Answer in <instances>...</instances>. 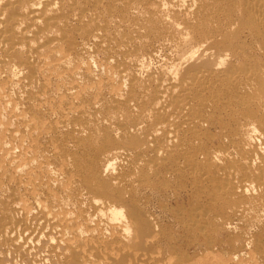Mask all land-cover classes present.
I'll use <instances>...</instances> for the list:
<instances>
[{"label":"bare ground","instance_id":"1","mask_svg":"<svg viewBox=\"0 0 264 264\" xmlns=\"http://www.w3.org/2000/svg\"><path fill=\"white\" fill-rule=\"evenodd\" d=\"M164 7L165 8L167 7V9H165ZM71 13H75V16L77 18V22H79L81 24L86 23V24H84L83 28L86 27L87 24L91 27L93 26L92 28L87 26L88 29L85 28L84 30L77 29V31L76 30H72V31H75L78 33L81 32L82 37L84 36V38H86V42H88L87 44L90 43L89 46L91 45L95 52H103L104 53V52L109 51V53L115 52V53L119 54V56H120V51L122 49L124 51V48H130V49L131 48H133V49L145 48V49H147L148 47H155L156 46L158 48V50L160 48L159 51H161V52L164 51V50H162V48L163 49L166 48L167 50H168V48H169V50H170V48L171 49L173 48V50L174 49L176 50L177 54L175 56L176 59L174 60V62H172V64L169 62L170 65L168 66V68H167V66H165L166 68H164V69H167L166 73H164L162 75H157L156 72L154 74V73H152V71L150 73V72H148L149 70H146V71H143V72H148L146 74L143 73V76H144V74L146 75V76H144L145 77L144 79H141L142 77L138 78L139 76H137V73L134 72L133 70L131 71L129 67H120L119 64L117 63L118 60L120 61V59H117L116 63L118 64V66H116L117 69L114 70L113 74L114 73L115 74L112 76V78L114 77V79H115V77L117 76L118 79L117 78L116 79L119 81V83L121 82L123 84V81H124L127 85H125V83H124L122 86L125 85L128 87V89L127 90L124 89V91L126 93L125 92H124V94L121 93L123 95H120L121 97H119L118 99H115L117 101H116V103L113 101L114 104L111 103V105H110L111 107L107 108L106 110L104 109L105 112H103L104 110L102 109L103 110L102 111L103 116L101 119L99 118L100 120H97L95 118L97 115L94 117L93 114L98 113L99 111H101V109H99L97 107H92L91 111H88L89 112V115H88L87 111H85L86 108H84V109L82 108V110H84V112H86L87 115H85L84 112H82V115H78L80 112L79 113L77 112V116H75V117L73 116V118H72V115H71V118H72L71 119L68 116V113H65V114H67V116L71 120L68 119L69 121L67 120L68 122L61 124V127H59L60 124L58 123L59 126L56 128L54 126L53 122H51V120H53L51 117H54L55 115L54 116L51 115V117H50L51 120L46 122L43 120H39L37 118L36 115H38V114H36V111L33 110L34 112H32V110H31V111H28L26 113L23 110V109H25V107H22L23 108L22 110L26 113V114L24 113L25 115H23V116L28 117V119H29L28 120V126H29L30 130L27 129L28 127L26 128V130H29V133L26 136L30 140L29 142L31 144V147H34V145H37L38 139H39V137H41V135L42 136L47 135L46 136L47 141L51 145L54 146V150H53V152H54L53 157L54 158L52 159V161L55 164L56 163L58 164L59 161L63 162L62 169L64 168V170H63L64 173L66 175H68V174L72 175V177L74 176L76 178V180H72L73 182H71V183H66V185L63 184L64 186L62 188H60V186H59L60 192L58 194L61 193V189L63 191H65V193L67 192V194H68V192H69V194L71 193L72 196H73L72 193L78 192L79 197H77L75 200L80 201L79 204H81L82 206H84V204H85L86 209L88 210L87 213L88 212L90 213V214L89 213L87 214V215H89L88 217H93V219H94V217H97L98 219L100 218L99 220L102 219V221H104V222L106 220V224L111 229L112 234L116 237L114 243L115 244L118 243L119 245L122 244L121 246L118 247V248H120L119 252H121V253L125 250H126V252H127V250L129 252V249H130V251H132V253H134L133 252L134 250H137L139 252V249L142 250V249H144V247L147 248L146 249V250H148L147 253L150 252L149 249H151V247L153 246L151 243V240L157 234L156 230H158L157 229L158 227L156 226L155 222L154 223L152 222L153 219L150 220L148 218L149 215L144 214V213H146V212H144L145 211L144 207L141 206L142 204L141 205L138 204L140 201H138V203H136V202L139 199V196L144 197L146 195L147 196L152 195V193H155V195L156 194L159 195V194H163V193L167 194V193H170V191H172V190H170V187H166V185H165L166 183L164 184V186H162V185H160V183L158 185V182H156L159 179L157 177L159 175L162 176V174H163V176L168 175L169 177H173V180L175 178V179H178L179 181L180 180L181 181L183 180L186 182L191 181L193 187L198 192L201 191L203 198L207 202L211 203L210 204L211 209L215 210L216 212L218 210H220L218 212H220L222 214L221 218H217L214 215H210L206 211L204 213L201 212V213L197 214L196 218L199 217L198 220L196 219L197 221L196 220L192 221V224L194 226H198L199 228L203 229L204 225L209 223V225H211V227L212 226H220L222 228L221 230L224 231V230L233 229V227L237 229V227H235V226H238V223H240L242 220L244 222L247 220L250 224H253L254 222H255L254 224H257L258 222L263 221L264 220V0H0V65L5 63L8 59H12V58H13V60L15 59L17 62H15V63L13 62V63L15 64V66L17 68L24 67L25 70L27 69L28 72L26 71L27 72L26 79L29 82L32 81V77H33L32 74H33V70H34L35 65L33 64L32 60H34V59H36V61H37V59L39 60L40 58H41V60L44 58H46V59L50 58V59H52V61H56V62L59 60H62L61 62L59 61L60 64L57 65L58 66L57 69L58 68L70 69L71 66H69V65H71V62H70V58H68V56L70 55V57H71V55L72 56H74V55H73V52L71 54V50H72L71 45L66 43V39H67L66 36L67 35L65 34L64 29H65L67 22H68V16ZM112 20L113 21L115 20V23H114L115 26L114 25L113 26L117 27V30H119L118 35H119V32H121V31L123 32V36L121 35L122 36L121 39L119 38L120 35L118 37L114 36L115 38H119V39H117L119 41L116 44L117 46L115 48H113V46L111 45V43L115 44L114 41H113L114 43L111 42V40H112L110 37L111 35L109 36V34L105 31L109 26H112L113 22L111 25H108V24H110V22ZM165 28L166 29L168 28L170 31H168V29L166 31ZM112 29L113 28H111V30ZM159 29H161V30L165 29V32L164 31L162 32ZM57 31H60L62 33L56 34ZM141 31H144V34L146 32V34L149 36V38H153V39L157 38V39H155L156 41L155 40L152 41V39L151 40L149 39L151 42H156V45H155V43H154V45H155L154 46L149 41L147 42L148 37L146 38L147 40L145 39L146 41H143L144 39L143 40H140V39L138 40V38L135 39L134 37H136V36L137 37L143 36L142 35L143 32H141ZM160 32H162L164 35L161 34ZM129 33H131L130 34L131 36L134 35L133 33H136V36L134 35V37L132 38L129 35ZM110 34H111V31H110ZM79 36H81V35L79 34ZM79 38H81V37H79ZM70 41H72V40H70ZM86 42L84 41V43H86ZM63 43L64 44L66 43L65 46L68 47L67 53L69 55L63 56L62 58H61L62 55L61 56L59 55L60 58L58 59L56 52H57L58 48L60 47V45ZM87 44H84V46L80 45L81 47H79L83 50L82 51L80 49V52L82 51L83 53H85V58H88L89 56H91L90 53L88 52V50H91V49H88L89 46H87ZM152 49H154V48H152ZM62 50H64V49H62ZM173 50H171V52ZM146 51L149 52V49ZM152 52H154V51H152ZM152 52H151V54H152ZM138 53H140V51H138ZM144 53H145V50H144ZM104 54H101V56ZM108 54H106V56ZM111 54H113V53H111ZM75 55H78V54H75ZM146 55L147 54H142L141 56L146 57ZM116 56L117 55H115V57ZM130 56H131V54H130ZM141 56H139V57H141ZM95 57H97V56H95ZM107 57L109 58V56H107ZM132 57H134V56H132ZM139 57L137 56V58H139ZM72 58L74 59V57H72ZM81 58H83V56H81ZM89 58H92V57H89ZM108 58L105 61L108 64V67L110 65L112 67L113 64H111V63L114 62L113 61L114 58H113V60L111 59V61H113V62H111ZM50 59H49V61H51ZM78 59H79V57H78ZM100 59H101V57H100ZM126 59L127 58H124L122 60V63L126 64V62L129 60L128 59L126 61ZM166 59L169 60L168 57ZM47 60L46 61L43 60V61H45L47 63ZM167 60H165V62ZM40 61H38V63ZM75 61H76V58H75ZM78 61H76L75 63L73 61V63L76 64L78 62L80 64L81 63L80 61H82V60H78ZM94 61L95 60H93V62ZM130 61L133 62L132 60H130ZM138 61L139 60L137 59L136 62L138 63ZM82 62H84V61H82ZM9 63L10 62H8V64ZM11 63H12V61H11ZM13 63H12V66L14 65ZM42 63H44V62H42ZM42 63L40 62L39 65ZM101 63H102V61H101ZM81 64L83 65V63H81ZM162 64H163V62H162ZM129 65L131 66L132 64H129ZM129 65L126 64L125 66H129ZM36 66H38V65H36ZM142 66H143V64H142ZM47 67H49V66H47ZM106 67H107V65H106ZM132 67H133V65H132ZM136 67H137V65H136ZM9 68L10 67H8V70H10ZM50 68H52V66H50ZM100 68H103V66L102 67L100 66ZM13 69L15 70V68H13ZM57 69H55V70H57ZM60 69H58L57 72L60 71ZM79 69H80V67H79ZM92 69H93V67H92ZM138 69L139 68L137 67V69H135V71H137ZM2 70H4V68ZM49 70H51V69H49ZM99 70L101 71L102 69H99ZM109 70L110 69H108V72H109ZM162 70H163V68H162ZM81 71H82V67H81V70L76 71L77 73H75V74H73V72H75V71H73L72 75L69 76V78H67L65 76L66 77L65 80L70 81V83H72L74 85V88H75V86H77V84H79L77 82H80V81H77V79H76L77 76H78L79 80H80V77H83V76L77 75L78 72H81ZM100 71H99L100 75L98 74L97 70H96V72H97L96 74L91 73V72L90 73L93 76L94 75L96 76L98 74L101 77L104 74H103V70H102V73ZM106 71H107V69H106ZM159 71L161 72V70H159ZM1 72H0V74H1ZM39 72H40V70H39ZM82 72H85V71H82ZM108 72H106V76L109 75ZM13 73H16V72H12V75H13ZM107 73H108V75H107ZM44 74L46 75V71ZM80 74H82V73H80ZM19 75H21V74H19ZM45 75H43L42 77H45ZM67 75H69V74H67ZM93 76H92V78L94 79ZM1 77H3V76L1 75L0 78ZM15 77H17V76L15 75ZM62 77H60V78H62ZM90 77H91V75H90ZM3 78H5V76ZM6 78H7V76H6ZM18 78H19V76H18ZM36 78H37V75H36ZM85 78H84V80H85ZM101 78H103V77H101ZM13 79H15V78H13ZM57 79H59V77L54 79V80L56 81ZM10 80H12V79H10ZM15 80H17V78ZM96 80H97V78H96ZM18 81H21V80H18ZM57 81H60V79ZM49 82H51V80ZM65 82H64V84H67ZM92 82H93V80H92ZM112 82H114V81H112ZM7 83H8V81H7ZM42 83H43V81H42ZM51 83L53 84V82H51ZM51 83H48V84H51ZM108 83H110V82H108ZM115 83L117 84V81ZM15 84H16V81H15ZM52 84H51V86H54ZM81 84H83V82ZM85 84H86V82H85ZM116 84H114V85H116ZM12 85H13V82H12ZM21 85H22V83H21ZM103 85H104V83H103ZM22 86H24V85H22ZM105 86H106V84H105ZM111 86H112V84H111ZM125 86H124V88H127ZM0 87H1V85H0ZM2 87L4 88V86H2ZM17 87H18V84H17ZM14 88H16V87H13V89ZM52 88H54V87H52ZM66 88H67V90H69L68 89L69 87L66 86ZM105 88H107V87H105ZM0 89H2V88H0ZM86 89H87V87H86ZM94 89H95V87H94ZM94 89H93V92L96 91ZM49 90H50V88H49ZM58 90H59V88H58ZM62 90H63V87H62ZM106 90H109V89L108 88L105 89L104 92H107ZM25 91H26V89H25ZM38 91L39 90H36L35 92H38ZM72 91H74V90L72 89L70 93H72ZM77 91H78V89H77ZM86 91H88V90H86ZM89 91H88V94L90 93ZM100 91H103V90H100ZM112 91H114V90H112ZM120 91H119V93H120ZM1 92L2 91H0V94H1ZM13 92H14V90H13ZM15 92H16V90H15ZM42 92L44 93V91H42ZM58 92H57V95L59 94ZM67 92L65 93L66 96H67ZM93 92H91V93H93ZM12 94H14V93H12ZM46 94H48V92ZM52 94H53V91H52ZM14 95H13V99L15 98V100H16V97H14ZM55 95H56V93H55ZM85 95H87V94H85ZM102 95H104V94H102ZM60 96L61 95H59V97ZM82 96H80V97H82ZM87 96H85L86 99H87ZM98 96H100V94ZM8 97H9V95H8ZM24 97H26V96H24ZM76 97H78V96H76ZM107 97L109 99V96H107ZM21 98H22V96H21ZM39 98H40V96H39ZM67 98H68V96H67ZM103 98H106V95H105V97L103 96ZM103 98H102V100H103ZM115 98H116V96H115ZM10 99H12V98L10 97L9 100ZM42 99L44 100L43 97H42ZM75 99H77V98H75ZM15 100H14V103H15ZM56 100L58 101V99H56ZM10 101L7 103V106L11 105V104H9ZM82 101L83 100H81L80 102H82ZM60 102H62V100ZM100 102H98V104H102ZM1 103L2 102H0V106L2 105ZM16 103H17V101H16ZM42 103L43 102H41V104ZM72 103H74V102H72ZM109 103L110 102L108 101V104ZM31 104H33V103H31ZM64 104H66V102ZM69 104L71 105V103H69ZM98 104L96 106H98ZM16 105H18V104H16ZM78 105H80V104H78ZM3 106H6V105L3 104ZM7 106H6V108H7ZM14 106L12 108H14ZM39 106H41V105H39ZM32 107H34V106H32ZM58 107H60V106L58 105ZM64 107H65V105H64ZM105 107H107L106 104H105ZM7 109H6V111H7ZM62 109H63V107H62ZM88 109H90V108H88ZM45 110H47V109H45ZM1 112H5V110H3ZM18 112L19 111H16V113H18ZM90 112H93V114ZM8 113H10V112H8ZM50 113L48 115H50ZM11 114H14V113H11ZM46 114H47V112H46ZM55 114H56V112H55ZM56 115H58V114H56ZM4 116H5V114H4ZM9 118L11 119L10 116H9ZM54 118L56 119V117H54ZM57 118H59V117H57ZM0 119H3V121L6 123V120L4 118H2V115H1ZM18 119L19 118L17 117V120ZM17 120H16V122H17ZM56 121H58V120H56ZM1 122H2V120H1ZM105 122H108L109 124H107V123L105 124ZM11 123H13V121H11ZM0 125H2V124H0ZM23 125H25V124H23ZM13 127L14 126H12V129H13ZM0 128H3V127L0 126ZM8 128L9 127L7 126L6 130ZM216 130L223 132L222 136L221 135L218 136V140H217L221 145L224 146L223 147L224 149L222 151H216V148L213 149L212 147L209 146L210 145L209 144L210 139H213L212 133H214ZM6 132L8 133V130ZM9 132H10V130H9ZM10 135H11L10 137L12 138V140L16 141L17 136L14 133H11ZM0 136H1V134H0ZM254 137L260 139L262 141V144H259V146L255 145V142H252ZM18 138H19V136H18ZM43 138H44V136H43ZM6 139H8V138L6 137ZM26 141H28V140H26ZM25 142H22V144H24ZM8 143L9 142H7V144ZM38 144L40 145V143H38ZM43 144H45V142ZM4 146H5V149L8 148V146H7V148H6V145H4ZM2 147H1V149L3 150L4 147L3 148ZM14 149L16 151V148H14ZM19 149H20V147H19ZM42 149H43V147H42ZM46 149H48V147ZM51 149H52V147H51ZM32 150H31V152H32ZM39 152H41V151H39ZM46 152L48 153L49 150H47ZM44 153L41 154L42 157H43V155L45 156L46 153L45 154ZM12 155L14 157L15 153H13ZM5 156H6V154H5ZM23 156H24V154H23ZM32 156H33V153H32ZM47 156L48 155H46V158H47ZM51 156H50V158H51ZM34 157H35V155H34ZM26 161H27V159H26ZM31 161H33V160L31 159ZM49 161L50 160H48V162ZM114 161L115 162L118 161V165H116L117 167L116 166L113 167V165L115 164ZM1 162H2V160H1ZM15 163L16 164L14 165V161L12 159H9V158L5 159L2 162V167H3L2 169L4 170V168L5 169L6 168H8V169L12 168V169H16V171H17V170H19L20 163H18L17 161ZM29 163H31V162H29ZM112 163H114V164H112ZM59 164H61V163H59ZM24 165H23L24 169L28 168V166L25 167ZM50 165H51L50 168H52V167L54 168V166H56V165L52 166V164H50ZM31 167H29V168H31ZM115 167H116V169L114 171ZM50 168L48 169V167H43L39 171L42 172L45 176L52 178L53 176L50 177V175H52L54 173V171H51ZM27 170H30V169H27ZM21 172L22 171L20 169V174H21ZM37 172H38V170H37ZM25 173H26V171H25ZM22 174H24V173H22ZM58 174L61 175L60 173H58ZM28 175H32V172H30ZM53 175H55L54 177L56 178V173ZM59 175H57V177ZM9 176H11V175H9ZM39 176H40V174L38 175V177ZM17 177H18V173H17ZM43 177H42V179H44ZM59 177L61 178V176H59ZM66 177L67 176H64V178H66ZM60 178H57V180L61 181L62 179H60ZM75 178H73V179H75ZM7 179H8V177H7ZM25 180H26V178H25ZM162 180H163V178H162ZM55 181H51V182L55 183ZM63 181H65V180L63 179ZM168 181H169V179H168ZM213 181H217L221 185L219 184L220 186H218V187L212 186V185H210L209 187H206V186H208L207 185L208 183L211 184ZM15 182L17 183V181H15ZM24 182L25 181H23V183ZM163 182H166V181L163 180ZM50 184H51V186L53 185L52 183H50ZM21 185H22V182H21ZM43 186H44V184H43ZM43 186H42V188H43ZM53 186H55V185H53ZM21 188H23V187H21ZM54 188H56V187H54ZM7 189H6V191H8ZM26 189L28 190V188H26ZM43 189L45 190V188H43ZM51 189H53V188H51ZM252 189H255L258 193L255 197H250V196L248 197L247 196L248 193H246V192H248L249 190H252ZM37 190H38V188H37ZM39 190H40V188H39ZM1 191H3V190H1ZM173 191H174V189H173ZM53 192H55V191H53ZM6 193H8V192H6ZM253 193L255 194V192H253ZM47 194H48V192H47ZM18 195H19V193H18ZM42 195H43V193H42ZM38 196H39V194H38ZM64 196L65 195H63V197ZM74 196H75V194H74ZM28 197H26V198H28ZM7 198L8 199L10 198L9 195ZM60 198H61V196H60ZM42 199H43V196H42ZM57 199H59V198H57ZM16 200H17V198H16ZM71 200H69V201H71ZM36 201H38V200H36ZM60 201H63V200H60ZM60 201H59V203H60ZM0 202H2V201H0ZM7 202H5V203L7 204ZM40 202H42V201H40ZM51 202H53V201H51ZM36 203H35V206H36ZM69 203L70 202H68L67 204H69ZM11 204H14L13 200L9 201L8 206ZM32 204L33 203H31V205ZM73 204L75 205V203H73ZM73 204H72V206L75 208V206L77 204L75 206ZM56 205H58V204H56ZM56 205H55V207H56ZM65 205H64V209H65ZM16 206L19 207V205H16ZM35 206H32V209H34V208L38 209V206H39L38 203H37V207H35ZM44 206H45V204H44ZM46 206H45V208H46ZM68 206L70 207V205H68ZM68 206H66V209ZM2 207H3V204H2ZM6 207L7 206H5V208ZM39 207H41V206H39ZM16 208L14 210H16ZM17 209L19 210V208H17ZM75 210H76V208H75ZM81 210H82V208H81ZM58 211H60V210H58ZM200 211H202V210H200ZM45 212H46V210H45ZM52 213H53V210H52ZM56 213H57V211H56ZM64 213H65V211H64ZM67 213H69V212L66 211V214ZM82 213H84V212H82ZM9 214H10V212H9ZM30 214H32V213H30ZM70 214H71L72 218H74L72 215V212ZM6 216H8V214L5 215V218H6ZM67 216L69 217L70 215H66L65 218H67L68 220H71V217H69L70 218L69 219ZM26 217H29V216H26ZM31 217L34 218L35 216L34 217L31 216ZM36 217H37V215H36ZM56 217H57V214H56ZM60 217L61 216H59V218ZM50 218H51V216H50ZM43 219H45V218H43ZM67 219H65V220H67ZM208 219H209V221H208ZM4 220H5L4 217L0 218V242L2 241L3 245H5L8 248L14 249V247L17 246V245L15 246V244H16V237L18 236V233L28 232V229H29L27 226L28 223H26V221L24 219H21V220L18 219L16 221L7 222V223L5 222V221H7V219L5 221ZM28 220L30 221V219H28ZM57 220H60V219H57ZM65 220L63 219L61 222L55 221L56 223L54 222V227H53V225H51L49 223L53 227L54 231L57 230V232H56V233H58V237L56 238L57 244H63V241H66V240H64V238L65 239L69 238V237L67 238L65 235L68 236L69 234H68L67 230H70V227H73L70 225V224H72L71 223L72 220H71V222L65 221ZM87 220H89V219H87ZM90 220L94 221V220H92V218ZM51 221H53V220H50V222ZM250 221L253 223H251ZM97 222H99V221H97ZM79 223H81V222H79ZM87 223L88 222H85L86 230L88 232L93 233L94 229H96V228L98 229V227L92 229L91 227L88 226ZM57 224H59V225H57ZM95 224H98V223H94V225ZM246 224H245V226H246ZM260 224H262V223H258V226ZM50 225H48V226H50ZM262 225H264V224H262ZM58 226H59V228H60V226L62 227V229H60V231H58L59 230L57 228ZM241 226H243V223H241ZM79 228L78 229L74 228L73 230L69 231L70 235H72V237H76V238L79 237V234H80ZM82 229H85V228H82ZM80 230H81V228H80ZM185 230H187V229H185ZM246 230H248V229H246ZM100 231H102V230H100ZM231 231H233V230H231ZM248 231H250V230H248ZM128 234H130L131 236H128ZM84 235H85V233L82 235V237H84ZM95 235H97V234H95ZM95 235L91 234V236H95ZM242 235L244 238L246 234L244 232H242ZM98 236H99V234H98ZM82 237H81V239H82ZM86 237L88 238V236H86ZM102 237L103 236H101L100 238H102ZM247 239H248V236L238 244V252H243L246 249L247 245L252 246L249 244L250 242L249 243L247 242ZM79 240H77V241H79ZM250 240L251 239H249V241ZM20 241H21V239H20ZM90 241L91 240H89V242ZM155 241L158 242L157 240H155ZM50 242H52V241H50ZM72 244H71V247L75 243L73 245ZM86 244H87V242H86ZM93 244L95 246V243H93ZM153 244H155V243L153 242ZM96 245H98V244H96ZM62 246H67V245H65V243H64ZM69 246H70V244H69ZM74 246H76V245H74ZM99 246H100V244H99ZM103 246H105V243ZM110 246H113V245H110ZM115 246H117V245H115ZM158 246H159V244H158ZM82 247H83V245H82ZM84 247H89V245H86ZM91 247H93V246H90V248ZM108 247H109V245H108ZM74 248L72 247L70 249L74 250ZM78 248H80V247H78ZM90 248L89 249L87 248V249L90 250ZM93 248H95V247H93ZM93 248H91V249H93ZM103 248L106 249V247H103ZM159 248H161V245ZM146 250H145V252H146ZM153 250H154V248H153ZM255 251L256 252L254 253L252 258H254L255 261L258 260V262L259 261L264 262V249H263V247L258 246ZM79 252H80V249H79ZM93 252L95 253V251H93ZM103 252L104 251H102V253ZM67 253L70 254L72 252L70 250V253H69V251ZM109 253H108V255H109ZM150 253H152V252H150ZM159 253H160V251H159ZM243 253H245V252H243ZM127 254L125 253L126 256H128ZM247 254H249V253H247ZM70 255H72L71 257H73V259L71 260L72 264H87V263L89 264V262L85 263L86 259H85V261H82L74 253L70 254ZM78 255H79V253H78ZM93 255L94 254L92 253V255H91L92 260L90 262H92L94 259ZM95 255L97 256L99 254L95 253ZM122 255H124V254L122 253ZM122 255H120V256H122ZM96 256H94V257H96ZM120 256H118V257H120ZM141 256L143 257V255H141ZM141 256H139V257L141 258ZM163 256H162V258H163ZM165 256L167 257V255H165ZM84 257H86V255ZM84 257H82V259ZM87 257L89 258L88 254H87ZM97 257H96V259H97ZM99 257H100V255H99ZM99 257L97 260H99ZM122 257H120V258H122ZM129 257H127V258H129ZM131 257H132V255H131ZM131 257L129 259H131ZM145 257H146V255H145ZM109 258H110V256H109ZM120 258H118V259H120ZM124 258L125 257H123L122 259H124ZM162 258L160 256V260ZM96 259L94 260V262L96 261ZM136 259H137V256H136L135 260ZM148 259H151V258H148ZM158 259H159V257H158ZM47 260H50V259H47ZM101 260H103V258ZM126 260H124V262H122L123 260H119V261H120V263L122 262V264H124V263H126L125 262ZM132 260H133V258L131 259V262H132ZM140 260H139V262L142 261V260L141 261ZM175 260H174V262H175ZM229 260H231V259H229ZM119 261L117 263H119ZM111 262H109V263L111 264ZM143 262H145V260ZM146 262H147V260H146ZM161 262L162 261H160L159 263H161ZM260 262H259V264H260ZM98 263L103 264V263H101V261ZM113 263H114V261H113ZM117 263L115 262V264H117ZM128 263H129V261H128ZM240 263H242V262H240ZM250 263H251V261H250ZM9 264H10V262H9ZM106 264H107V262H106ZM130 264H135V263L132 262ZM140 264H142V263H140Z\"/></svg>","mask_w":264,"mask_h":264},{"label":"rangeland","instance_id":"2","mask_svg":"<svg viewBox=\"0 0 264 264\" xmlns=\"http://www.w3.org/2000/svg\"><path fill=\"white\" fill-rule=\"evenodd\" d=\"M165 8V7H164ZM165 9H167V7L165 8ZM165 11V10H164ZM72 19V20H71ZM112 22H113V24H112ZM115 20L113 21H111L110 22V24H108V25H111L112 24V26L114 25L115 26ZM73 26H72V25ZM84 24H86V23H83V24H81V23H79V22H77V18H76V16H75V13H71V14H69V16H68V22H67V25H66V27H65V29H64V31H65V34L67 35L66 37H67V39H66V43L67 44H70L71 45V47H72V50H71V54H72V52H73V55L74 56H72L71 55V57H70V55L67 53V49H68V47L67 46H65V44L63 43V44H61L60 45V47L58 48V50H57V57H58V59L60 58V56H61V58L63 57V56H68V58H70V62H71V65H69V66H71V68L70 69H68V68H66V69H60V68H58V69H60V71H58L57 72V65L58 64H60V62L62 61V60H59V61H52V59H50V58H44V59H42L41 60V58L38 60L37 59V61H36V59H34V60H32V62H33V64L35 65L34 66V70H33V74H32V81L31 82H29L27 79H26V76H27V69L25 70V68L24 67H22V68H17L16 66H15V62H17L15 59V61L13 60V58L12 59H8L5 63H3L2 65H0V72H1V74H0V76L2 75L3 77L5 76V78H3V77H1L0 78V85H1V87L0 88H2V89H0V91H2L1 92V94H0V97L4 100H2L1 98H0V102H2L1 104V106H0V118H1V115H2V118H4L5 120H6V123L3 121V119H0V124H2V125H0V126H2L3 128H0V134H1V136H0V189L1 190H3V191H1L0 190V201H2V202H0V218L1 217H4V219L6 220L7 219V221H5L6 223L7 222H13V221H16V220H18V219H24L25 221H26V223H28L27 224V226H28V232H23V233H18V236L16 237V244H15V246L16 247H14V249L13 248H8V247H6L5 245H3V242L1 241L0 242V264H9V262H10V264H72L71 262V260L73 259V257H71L72 255H70V254H75L78 258H80V260H82V261H85V259H86V261H85V263L86 262H89V264H99L98 262H100L101 261V263H105L106 264V262H107V264H110L109 262H111V264L113 263V261H114V263L113 264H115V262L117 263L119 260H123L122 262H124V260H126L125 262L126 263H124V264H130V263H135V264H140V263H142V264H164L165 262V264H259V262H258V260L257 261H255L254 260V258H252L253 257V255H254V253L256 252L255 250L257 249V247L258 246H260V247H263V249H264V225H262V224H264V220L263 221H261V222H258V223H262V224H260L259 226H258V223L257 224H254L253 222H251V223H253V224H250L246 219V221L244 222L243 220V222L241 221L240 223H238V226H235V227H237V229L236 228H234L233 227V229H230V230H221L222 228L220 227V226H212L211 227V225H209V223H207L206 225H204V228L203 229H201V228H199L198 226H194L193 224H192V221H195L196 219L198 220V218H196V215L197 214H199V213H201V212H207L208 214H210V215H214L215 217H217V218H221V216H222V214L220 213V212H218V211H220V210H218L217 212L215 211V210H212L211 209V207H210V204L211 203H209V202H207L204 198H203V195H202V193H201V191L200 192H198L194 187H193V185H192V183H191V181H179L178 179H175L174 178V180H173V177H169L168 175H164L163 176V174H162V176L161 175H159L157 178H159L156 182H158V185H159V183H160V185H162V186H164V184L166 185V187H170V190H172V191H170V193H163V194H156L155 195V193H152V195H146V196H142V197H140L139 196V199L137 200V202L136 203H138V201H140L138 204L139 205H141V206H143L144 207V212H146V213H144L145 215L147 214V215H149L148 216V218L151 220V219H153V223L155 222V224H156V226L158 227L157 229L158 230H156V235L152 238V240H151V243H152V247H151V249H149V251L150 252H152V253H150V252H148L147 253V251L148 250H146L147 248H145L144 247V249H142V250H140L139 248V252L137 251V250H134L133 252L134 253H132V251H130V249H129V252H128V250H127V252H126V250L125 251H123L122 253L125 255V253L128 255V256H124V255H122V253L121 252H119L120 251V248H118L119 246H121L122 244H115L114 242H115V239H116V237L112 234V232H111V229L108 227V225L106 224V220H105V222L104 221H102V219L101 220H99L97 217H94V219H93V217H88L89 215H87L88 213H87V209H86V206H85V204H84V206H82L81 204H79L80 203V201H76L75 199L77 198V197H79L78 196V192L77 193H72L73 194V196L71 195V193L69 194V192H68V194H67V192L65 193V191H63L62 189H61V193L60 194H58L59 192H60V188H62L64 185H66V183H71V182H73L72 180H76V178L73 176L72 177V175H66L65 173H64V168L62 169V164H63V162H61V161H57L58 162V166L52 161V159L54 158L53 157V150H54V146L53 145H51L48 141H47V139H46V136L47 135H43L44 136V138H43V136L41 135V137H39V139H38V143H40V145L37 143V145H34V147H31V144H30V140L28 139V137L26 136V135H28V133H29V126H28V117H24L23 115H25L28 111H31L32 110V112H34V111H36V114H38V115H36L37 116V118L39 119V120H43V121H46V122H48V121H50L51 120V118L53 119V120H51V122H53V124H54V126L57 128L58 126H59V124H60V126L59 127H61V124H63V123H65V122H68L69 120L68 119H70L71 118V115H72V118H73V116L75 117V116H77V112L79 113L78 115H82V112H84V110H82V108L84 109V108H86L85 109V111H87V113H88V115H89V112L88 111H91V108L92 107H97V108H99V109H101V111H99L98 113H94L93 114V112H90V113H92L93 114V116L95 117L96 115V119L97 120H100L101 118H102V116H103V112H105V110L107 109V108H109V107H111L110 105H111V103L112 104H114V102L116 103V101L117 100H115V99H118L119 97H121L120 95H123L124 94V89L125 90H127L128 89V87L127 86H125V85H127L124 81H123V84L125 83V87H127V88H124V86H122L123 84L120 82L119 83V81L117 80L118 78H117V76L115 77V79H114V77L112 78V76L115 74H113V72H114V70L115 69H117L116 68V66H118V64H119V66L120 67H129L130 68V70L132 71H134V72H136L137 73V76H139L138 78H141V79H144L145 77L144 76H146L145 74L146 73H148V72H150L151 73V71H152V73H154L155 74V72H156V74L157 75H162V74H164V73H166V71H167V69H164V68H166L165 66H167V68H168V66L170 65V63L172 64V62H174V60L176 59L175 58V56H176V54H177V52H176V50L174 51L173 50V48L171 49L170 48V50H169V48H168V50L166 49V48H162V50H164L163 52H161V51H159L160 50V48H159V50H158V48L155 46L156 45V42H151L150 40L152 39V41L153 40H155V39H157V38H149V36L146 34V32H145V34H144V31H141V32H143L142 33V37H137L136 36V33H133L136 37H134V35H130L131 33H129V35L133 38H135V39H137L138 38V40L140 39V40H143V41H146L147 39V42L149 41L150 43H152V45H154V43H155V47H146L147 49H145V48H138V49H133V48H124V51H123V49L120 51V56H119V54H117V53H115V52H111V53H113V54H111V53H109V51L108 52H95L94 51V49H93V47L91 48L90 46H89V44H87L88 42H86V38H84V36L82 37V33L81 32H75V31H72V30H76L77 31V29H82V30H84L85 28L86 29H88L87 28V26L88 27H90V28H92L91 26H89L88 24H87V26L86 27H84L83 28V26H84ZM77 26V27H76ZM82 26V27H81ZM112 26H109L105 31L109 34V36L111 37V42H115V44H112L111 43V45L113 46V48H115L117 45V43H118V41L119 40H117V39H121L122 38V36H123V32L121 31V32H119V35H120V37L119 38H115V37H118L119 35H118V31L119 30H117V27H112ZM75 27V28H74ZM81 27V28H80ZM111 28H113L112 30H111ZM71 29V30H70ZM166 29V28H165ZM165 29L163 30H161V29H159L160 31H164L165 32ZM168 29V28H167ZM167 29H166V31H167ZM117 30V31H116ZM110 31H111V34H110ZM168 31H170L169 29H168ZM117 34H116V33ZM162 32H160L161 34H163ZM60 33H62V32H60V31H57L56 32V34H60ZM159 33V34H160ZM69 34V35H68ZM71 34V35H70ZM73 34V35H72ZM79 34L81 35V36H79ZM115 34V35H114ZM113 35V36H112ZM122 35V36H121ZM164 35V34H163ZM115 36V37H114ZM146 36V37H145ZM76 37V38H75ZM79 37H81V38H79ZM148 37V38H147ZM84 38V39H83ZM147 38V39H146ZM77 41H76V40ZM82 39V40H81ZM146 39V40H145ZM150 39V40H149ZM70 40H72V41H70ZM70 41V42H69ZM84 41L86 42V43H84ZM156 41V40H155ZM82 42V43H81ZM113 42V43H114ZM87 44V46H89V48L88 49H93L92 51L91 50H88V52L90 53V55L91 56H89V57H92V58H85V53H83L82 51V49L81 48H79V47H81L82 45L84 46V44ZM64 45V46H63ZM81 45V46H80ZM74 46V47H73ZM78 46V47H77ZM63 47V48H62ZM77 47V48H76ZM66 48V49H65ZM152 48H154V49H152ZM62 49H64V50H62ZM80 49L82 50L81 52H80ZM126 49V50H125ZM129 49V50H128ZM145 50V53H144V50ZM149 49V52L148 51H146V50H148ZM166 49V50H165ZM140 51V53H138V51ZM171 50H173L172 52H171ZM123 51V52H122ZM137 51V52H136ZM152 51H154V52H152ZM77 52V53H76ZM80 52V53H79ZM93 54H92V53ZM148 52V53H147ZM151 52H152V54L154 55H152L151 54ZM171 52V53H170ZM61 53V54H60ZM97 53V54H96ZM109 53V54H108ZM147 54L146 55V57H142L141 55L142 54ZM166 53V54H165ZM66 54V55H65ZM75 54H78V55H75ZM95 54V55H94ZM101 54H104V55H102L101 56ZM106 54H108L107 56H109V58L106 56ZM130 54H131V56H130ZM141 54V55H140ZM165 54V55H164ZM170 54V55H169ZM174 54V55H173ZM60 55V56H59ZM111 55V56H110ZM115 55H117L116 57H115ZM150 57H149V56ZM152 55V56H151ZM76 56V57H75ZM81 56H83V58H81ZM95 56H97V57H95ZM113 56V57H112ZM122 56V57H121ZM132 56H134V57H132ZM137 56L139 57V56H141V57H139V58H137ZM144 56V55H143ZM165 56V57H164ZM72 57H74V59L72 58ZM78 57H79V59H78ZM87 57V56H86ZM100 57H101V59H100ZM104 57V58H103ZM129 57V58H128ZM133 59H132V58ZM169 58V60H167L166 58ZM67 58V59H68ZM75 58H76V61H78V60H82V61H84V62H82V61H80L81 63H83V65L80 63H76V64H74L76 61H75ZM85 58V59H84ZM98 60H97V59ZM109 59L110 61H111V59L113 60V58H114V62L113 61H111V62H113V63H111V64H113L112 65V67H111V65L108 67V64L106 63V59ZM116 58V59H115ZM122 58V59H121ZM124 58H127L126 59V64L127 65H129V64H132L133 65V67H132V65L130 66H125L126 64L125 63H122V60L124 59ZM143 58V59H142ZM155 58V59H154ZM173 58V59H172ZM49 59L51 60V61H49ZM91 61H90V60ZM117 59H120V61L118 60V64L116 63V61H117ZM137 59L139 60L138 61V63L136 62L137 61ZM41 60V61H40ZM43 60H47V63L45 62V61H43ZM86 60V61H85ZM93 60H95L94 62H93ZM130 60H132L133 62H131ZM141 60V61H140ZM165 60H167L166 62H165ZM173 60V61H172ZM11 61H12V63L14 64L13 66H12V63H11ZM38 61H40L41 63L42 62H44V63H42V64H40L39 65V63H38ZM73 61H74V63H73ZM101 61H102V63H101ZM130 61V62H129ZM135 61V62H134ZM145 61V62H144ZM163 62V64H162V62ZM8 62H10L9 64H8ZM98 62V63H97ZM100 62V63H99ZM170 62V63H169ZM57 63V64H56ZM92 65H90V64ZM96 63V64H95ZM129 63V64H128ZM137 63V64H136ZM146 63V64H145ZM167 63V64H166ZM49 64V65H48ZM51 64V65H50ZM53 64V65H52ZM74 64V65H73ZM115 64V65H114ZM125 64V65H124ZM142 64H143V66H142ZM166 64V65H165ZM36 65H38V66H36ZM82 65V66H81ZM88 65V66H87ZM90 65V66H89ZM95 67H94V66ZM105 65V66H104ZM106 65H107V67H106ZM136 65H137V67L139 68L137 71H135V69H137V67H136ZM140 65V66H139ZM158 65V66H157ZM164 65V66H163ZM47 66H49V67H47ZM50 66H52V68H50ZM73 66V67H72ZM86 68H85V67ZM100 66L102 67L103 66V68H100ZM149 66V67H148ZM8 67H10L9 69L10 70H8ZM79 67H80V69H79ZM81 67H82V71H85V72H78V74L77 75H80V76H83V77H80V80L78 79V76H77V81H80L81 83L83 82V84H81L80 82H77V83H79V84H77V86H75V88H74V85L72 84V83H70V81H66L65 80V78L67 77V78H69V76H71L72 75V72L73 71H75V72H73V74H75V73H77L76 71H80L81 70ZM92 67H93V69H92ZM141 67V68H140ZM143 67V68H142ZM155 67V68H154ZM4 68V70H2ZM12 68V69H11ZM13 68H15V70L13 69ZM44 68V69H43ZM98 68V69H97ZM128 68V69H129ZM162 68H163V70H162ZM6 69V70H5ZM40 70V72H39V70ZM49 69H51V70H49ZM55 69H57V70H55ZM92 69V70H91ZM99 69H102L103 70V74L105 75H103V76H101V77H103V78H101L99 75H100V73H99ZM106 69H107V71H106ZM108 69H110L109 70V72H108ZM141 69V70H140ZM12 70V71H11ZM55 70V71H54ZM65 70V71H64ZM68 70V71H67ZM96 70H97V72H98V74L95 76H93L91 73H94V74H96L97 72H96ZM102 70L100 71L101 73H102ZM113 70V71H112ZM146 70H149L148 72H143V71H146ZM159 70H161V72L159 71ZM165 70V71H164ZM22 71V72H21ZM27 71V72H26ZM45 71H46V75L44 74L45 73ZM49 71V72H48ZM8 72V73H7ZM12 72H16V73H13V75H12ZM36 72V73H35ZM44 72V73H43ZM64 72V73H63ZM70 72V73H69ZM91 72V73H90ZM106 72H108L109 73V75H108V73H107V75L108 76H106ZM159 72V73H158ZM5 73V74H4ZM24 73V74H23ZM43 73V74H42ZM52 73V74H51ZM80 73H82V74H80ZM135 73V74H136ZM143 73H145L144 74V76H143ZM4 74V75H3ZM8 74V75H7ZM17 76V77H15V75ZM19 74H23L22 76L21 75H19ZM55 74V75H54ZM63 74V75H62ZM67 74H69V75H67ZM86 74V75H85ZM89 76H88V75ZM36 75H37V78H36ZM43 75H45V77H42ZM63 77H62V76ZM90 75H91V77H90ZM141 75V76H140ZM6 76H7V78H6ZM11 76V77H10ZM14 76V77H13ZM18 76H19V78H18ZM41 76V77H40ZM48 76V77H47ZM54 76V77H53ZM66 76V77H65ZM88 76V77H87ZM92 76L94 77V79L92 78ZM111 76V77H110ZM59 77V79H60V81H57V80H59V79H57L56 81L54 80V79H56V78H58ZM60 77H62V78H60ZM86 77V78H85ZM97 78V80H96V78ZM13 78H17V80H15V79H13ZM36 78V79H35ZM42 78V79H41ZM45 78V79H44ZM51 78V79H50ZM64 78V79H63ZM84 78H85V80H84ZM117 78V79H116ZM10 79H12V80H10ZM35 79V80H34ZM51 80V82H53V84L51 83V82H49L50 80ZM62 79V80H61ZM89 79V80H88ZM114 79V80H113ZM18 80H21V81H18ZM84 80V81H83ZM91 80V81H90ZM92 80H93V82H92ZM102 80V81H101ZM7 81H8V83H7ZM13 82V85H12V82ZM15 81H16V84H15ZM24 81V82H23ZM42 81H43V83H42ZM45 81V82H44ZM65 83H67V84H64V82ZM112 81H114V82H112ZM117 81V84L115 83ZM2 82V83H1ZM10 82V83H9ZM20 82V83H19ZM36 84H35V83ZM85 82H86V84H85ZM108 82H112L111 84H112V86H111V84L110 83H108ZM7 83V84H6ZM21 83H22V85H24V86H22L21 85ZM48 83H51L52 85H54V86H51V84H48ZM62 83V84H61ZM102 83V84H101ZM103 83H104V85H103ZM3 84V85H2ZM17 84H18V87H17ZM95 86H94V85ZM105 84H106V86H105ZM114 84H116V85H114ZM7 85V86H6ZM16 85V86H15ZM61 87H60V86ZM80 85V86H79ZM83 85V86H82ZM89 85V86H88ZM102 85V86H101ZM114 85V86H113ZM120 85V86H119ZM2 86H4V88L2 87ZM40 86V87H39ZM45 86V87H44ZM66 86L67 87H69L68 89L70 90H67V88H66ZM73 86V87H72ZM93 86V87H92ZM107 87L109 90H106L107 92H104V90L105 89H107V88H105V87ZM13 87H16V88H14L13 89ZM24 87V88H23ZM38 89H37V88ZM43 87V88H42ZM52 87H54V88H52ZM62 87H63V90H62ZM65 87V88H64ZM78 87V88H77ZM86 87H87V89H86ZM94 87H95V89H94ZM9 90H8V89ZM18 88V89H17ZM49 88H50V90H49ZM52 88V89H51ZM58 88H59V90H58ZM78 89V91H77V89ZM103 88V89H102ZM105 88V89H104ZM123 90H122V89ZM25 89H26V91H25ZM30 89V90H29ZM39 90L38 92H35L36 90ZM43 89V90H42ZM74 90V91H72V93H70L71 92V90ZM76 89V90H75ZM93 89L94 90H96L95 92H93ZM98 89V90H97ZM12 90V91H11ZM13 90H14V92H13ZM15 90H16V92H15ZM48 90V91H47ZM61 90V91H60ZM65 90V91H64ZM86 90H90L89 92L91 93V92H93V93H89L88 94V91H86ZM100 90H103V91H100ZM112 90H114V91H112ZM118 90V91H117ZM121 90V91H120ZM5 91V92H4ZM32 91V92H31ZM42 91H44V93L42 92ZM52 91H53V94H52ZM55 91V92H54ZM59 91V92H58ZM68 91V92H67ZM86 91V92H85ZM112 91V92H111ZM119 91H120V93H119ZM48 92V94H46ZM57 92L59 93L58 95H57ZM61 92V93H60ZM67 92V96H68V98H67V96H66V93ZM81 92V93H80ZM12 93H14V94H12ZM21 93V94H20ZM28 93V94H27ZM41 93V94H40ZM55 93H56V95H55ZM80 93V94H79ZM84 93V94H83ZM100 94V96H98L99 94ZM104 94V95H102V94ZM119 95H118V94ZM121 93H123V94H121ZM126 93V92H125ZM20 94V95H19ZM85 94H87V95H85ZM93 94V95H92ZM97 94V95H96ZM7 95V96H6ZM8 95H9V97H8ZM13 95H14V97H16V100H15V98L13 99ZM51 95V96H50ZM59 95H61L60 97H59ZM87 96V99H86V97L84 98L83 96L82 97H80V96ZM105 95H106V98H103V96L105 97ZM6 96V97H5ZM21 96H22V98H21ZM24 96H26V97H24ZM39 96H40V98H39ZM44 98V100L42 99V97ZM54 96V97H53ZM68 99H66L65 97ZM76 96H78V97H76ZM90 96V97H89ZM92 96V97H91ZM107 96H109V99H108V97ZM115 96H116V98H115ZM12 98V99H10L9 100V98ZM38 97V98H37ZM51 97V98H50ZM56 97V98H55ZM80 97V98H79ZM5 98V99H4ZM8 98V99H7ZM49 98V99H48ZM55 100H53V99ZM62 98V99H61ZM73 98V99H72ZM75 98H77V99H75ZM82 98V99H81ZM102 98H103V100H102ZM113 98V99H112ZM19 99V100H18ZM37 99V100H36ZM56 99H58V101L56 100ZM60 99V100H59ZM71 99V100H70ZM6 100V101H5ZM8 100V101H7ZM14 100H15V103H14ZM21 100V101H20ZM39 100V101H38ZM47 100V101H46ZM62 100V102H60ZM81 100H83L82 102H80ZM87 100V101H86ZM91 102H90V101ZM99 100V101H98ZM10 101V103L9 104H11V105H9V106H7V103ZM16 101H17V103H16ZM37 103H36V102ZM49 101V102H48ZM52 101V102H51ZM69 101V102H68ZM89 101V102H88ZM101 101V102H100ZM104 101V102H103ZM106 101V102H105ZM108 101L110 102L109 104H108ZM114 101V102H113ZM41 102H43L42 104L45 106H43L42 104H41ZM48 102V103H47ZM66 102V104H64ZM72 102H74V103H72ZM88 102V103H87ZM98 102H100V103H102V104H98ZM6 103V104H5ZM23 103V104H22ZM31 103H33V104H31ZM36 103V104H35ZM47 103V104H46ZM58 103V104H57ZM69 103H71V105L69 104ZM77 103V104H76ZM98 104V106H96L97 104ZM3 104L4 105H6L7 106V108H6V106H3ZM16 104H18V105H16ZM78 104H80V105H78ZM86 104V105H85ZM88 104V105H87ZM91 104V105H90ZM104 104V105H103ZM105 104H106V106L107 107H105ZM16 107H15V106ZM22 105V106H21ZM27 105V106H26ZM31 105V106H30ZM39 105H41V106H39ZM47 105V106H46ZM57 105V106H56ZM58 105L61 107H58ZM64 105H65V107H64ZM75 105V106H74ZM95 105V106H94ZM100 105V106H99ZM102 105V106H101ZM14 106V108H12ZM32 106H34V107H32ZM56 106V107H55ZM70 106V107H69ZM84 106V107H83ZM90 106V107H89ZM104 106V107H103ZM22 107H25V109H23ZM30 107V108H29ZM48 107V108H47ZM52 107V108H51ZM55 107V108H54ZM62 107H63V109H62ZM69 107V108H68ZM78 107V108H77ZM103 107V108H102ZM3 110H5V112H1V111H3ZM7 109V111H6V109ZM20 108V109H19ZM54 108V109H53ZM73 108V109H72ZM88 108H90V109H88ZM13 109V110H12ZM17 109V110H16ZM26 112H24L23 110ZM30 109V110H29ZM37 109V110H36ZM43 109V110H42ZM45 109H47V110H45ZM62 109V110H61ZM65 109V110H64ZM68 109V110H67ZM80 109V110H79ZM88 109V110H87ZM104 111H103V110ZM12 110V111H11ZM34 110V111H33ZM55 110V111H54ZM14 111V112H13ZM16 111H19L18 113H16ZM43 111V112H42ZM103 111V112H102ZM8 112H10V113H8ZM22 112V113H21ZM42 112V113H41ZM46 112H47V114H46ZM51 112V113H50ZM55 112H56V114H58V115H56L55 114ZM62 112V113H61ZM72 112V113H71ZM11 113H14V114H11ZM25 113V114H24ZM50 113V115H48ZM65 113H68V116L70 117H68L67 116V114H65ZM74 113V114H73ZM87 113L86 112H84V114L85 115H87ZM102 113V114H101ZM4 114H5V116H4ZM10 114V115H9ZM20 114V115H19ZM62 114V115H61ZM65 114V115H64ZM76 114V115H75ZM51 115H55L54 117H56V119L54 118V117H51ZM100 117H99V116ZM9 116L11 117V119L9 118ZM20 116V117H19ZM47 116V117H46ZM63 116V117H62ZM92 116V117H93ZM8 117V118H7ZM17 117L19 118L18 120H17ZM24 117V118H23ZM51 117V118H50ZM57 117H59V118H57ZM98 117V118H97ZM22 118V119H21ZM27 120H26V119ZM44 118V119H43ZM50 118V119H49ZM71 118V119H72ZM100 118V119H99ZM25 119V120H24ZM48 119V120H47ZM66 121H65V120ZM70 119V120H71ZM1 120H2V122H1ZM9 120V121H8ZM16 120H17V122H16ZM56 120H58V121H56ZM68 120V121H67ZM11 121H13V123H11ZM15 121V122H14ZM27 121V122H26ZM60 121V122H59ZM62 121V122H61ZM8 122V123H7ZM24 122V123H23ZM15 123V124H14ZM59 123V124H58ZM109 124L108 122H105V124ZM13 124V125H12ZM17 124V125H16ZM23 124H25V125H23ZM6 125V126H5ZM7 126L9 127L7 130H8V133L6 132L7 130H6V128H7ZM12 126H14L13 127V129H12ZM23 126V127H22ZM11 127V128H10ZM25 127V128H24ZM28 127V128H27ZM19 128V129H18ZM21 128V129H20ZM26 128L27 129H29V130H26ZM9 130H10V132H9ZM16 130V131H15ZM18 131V132H17ZM27 131V132H26ZM6 132V133H5ZM16 132V133H15ZM11 133H14L16 136H17V139H16V141L15 140H12V138L10 137L11 135ZM19 135H18V134ZM222 133L223 132H220L219 130H216L214 133H212V138L213 139H210V147H212L213 149L214 148H216V151H222L224 148V146L223 145H221L217 140H218V136H222ZM8 134V135H7ZM18 136H19V138H18ZM6 137L8 138V139H6ZM45 139V140H44ZM5 140V141H4ZM10 140V141H9ZM20 140V141H19ZM26 140H28V141H26ZM42 140V141H41ZM44 140V141H43ZM255 140V141H254ZM259 142H258V141ZM4 141V142H3ZM26 141V142H25ZM257 141V142H256ZM7 142H9L8 144H7ZM22 142H25L24 144H22ZM45 142V144H43ZM48 144H47V143ZM252 142H255V145H258L259 146V144H262V141L260 140V139H258V138H256V137H254V139H253V141ZM2 143V144H1ZM14 143V144H13ZM258 143V144H257ZM43 146H42V145ZM47 144V145H46ZM254 144V143H253ZM4 145H6V148H7V146H8V148L7 149H5V146ZM16 145V146H15ZM4 148H3V147ZM10 146V147H9ZM15 146V147H14ZM23 146V147H22ZM27 146V147H26ZM36 146V147H35ZM38 146V147H37ZM42 146L43 147V149H42V147L40 148V147ZM45 146V147H44ZM52 147V149H51V147ZM1 147L3 148V150L1 149ZM19 147H20V149H19ZM48 147V149H46ZM14 148H16V151H15V149ZM18 148V149H17ZM22 148V149H21ZM25 148V149H24ZM29 148V149H28ZM221 148V149H220ZM27 149V150H26ZM33 149V150H32ZM39 149V150H38ZM218 149V150H217ZM24 150V151H23ZM31 150H32V152H31ZM38 150V151H37ZM47 150H49V152L47 153L46 151ZM52 150V151H51ZM2 151V152H1ZM13 151V152H12ZM27 153H26V152ZM34 151V152H33ZM39 151H41V152H39ZM22 152V153H21ZM39 152V153H38ZM46 154H45V153ZM4 153V154H3ZM9 153V154H8ZM11 153V154H10ZM13 153H15V155H14V157H13ZM17 153V154H16ZM32 153H33V156H32ZM36 153V154H35ZM42 153H44L45 154V156L43 155V157L41 156V154ZM5 154H6V156H5ZM20 154V155H19ZM23 154H24V156H23ZM26 154V155H25ZM50 154V155H49ZM9 155V156H8ZM11 155V156H10ZM28 155V156H27ZM33 157H31V156ZM34 155H35V157H34ZM46 155H48L47 156V158H46ZM52 155V156H51ZM30 156V157H29ZM39 156V157H38ZM50 156H51V158H50ZM13 157V158H12ZM17 157V158H16ZM19 157V158H18ZM21 157V158H20ZM23 157V158H22ZM42 157V158H41ZM12 159L13 161H14V165L16 164L15 162L17 161L18 163H20V167H19V170H17L16 171V169H12V168H4V170L2 169L3 167H2V162H3V160H5V159ZM19 159V160H18ZM26 159H27V161H26ZM31 159L34 161H31ZM38 159V160H37ZM1 160H2V162H1ZM16 160V161H15ZM25 160V161H24ZM41 160V161H40ZM47 160V161H46ZM48 160H50L49 162H48ZM37 161V162H36ZM119 161V160H118ZM118 161L117 162H115L114 161V163H112V164H114L113 165V167L114 166H116V165H118ZM29 162H31V163H29ZM53 162V163H52ZM28 163V164H27ZM34 163V164H33ZM36 163V164H35ZM59 163H61V164H59ZM25 164V165H24ZM30 164V165H29ZM43 164V165H42ZM46 164V165H45ZM50 164H52V166H54V165H56V166H54V168L52 167V168H50L51 167V165ZM23 165L26 167V166H28V168H25L24 169V167H23ZM33 165V166H32ZM49 165V166H48ZM32 166V167H31ZM36 166V167H35ZM29 167H31V168H29ZM34 167V168H33ZM40 167V168H39ZM43 167H48V169L50 168V170L51 171H54V173L53 174H55L56 173V178L54 177L55 175H50V177H52V178H49V177H47V176H45L42 172H40L39 170L40 169H42ZM112 167V168H113ZM117 167V166H116ZM116 167L114 168V171H115V169H116ZM20 169H21V174H20ZM23 169V170H22ZM27 169H30V170H27ZM53 169V170H52ZM58 169V170H57ZM6 170V171H5ZM18 173V177H17V173L15 172V171ZM26 171V173H25V171ZM37 170H38V172H37ZM63 171V172H62ZM11 172V173H10ZM30 172H32V175H28ZM3 173V174H2ZM6 173V174H5ZM22 173H24V174H22ZM40 174V176L38 177V175ZM58 173H60L61 175H59ZM64 173V174H63ZM15 174V175H14ZM63 174V175H62ZM107 174V173H106ZM105 174V175H106ZM9 175H11V176H9ZM21 177H20V176ZM57 175H59V176H61V178L58 176L57 177ZM104 175V176H105ZM2 176V177H1ZM16 176V177H15ZM32 176V177H31ZM44 176V177H43ZM64 176H67L66 178H64ZM7 177H8V179H7ZM31 177V178H30ZM34 177V178H33ZM42 177L44 178V179H42ZM63 177V178H62ZM16 178V179H15ZM25 178H26V180H25ZM54 178V179H53ZM57 178H60V179H62L61 181H58L57 180ZM73 178H75V179H73ZM162 178H163V180L164 181H166V182H163V180H162ZM38 179V180H37ZM63 179L65 180V181H63ZM168 179H169V181H168ZM7 180V181H6ZM22 180V181H21ZM32 180V181H31ZM45 180V181H44ZM56 180V181H55ZM4 181V182H3ZM15 181H17V183L15 182ZM23 181H25L24 183H23ZM50 181V182H49ZM51 181H55V183H53V182H51ZM7 182V183H6ZM16 184H15V183ZM21 182H22V185H21ZM30 182V183H29ZM37 182V183H36ZM44 182V183H43ZM59 184H58V183ZM65 182V183H64ZM6 183V184H5ZM50 183H52L53 185H55V186H51V184ZM57 183V184H56ZM169 183V184H168ZM10 184V185H9ZM42 184V185H41ZM43 184H44V186H43ZM46 184V185H45ZM64 184V185H63ZM220 183L219 182H217V181H213L211 184H207L208 186H206V187H209L210 185H212V186H220L219 185ZM3 185V186H2ZM21 185V186H20ZM41 187H40V186ZM58 185V186H57ZM6 186V187H5ZM20 186V187H19ZM38 186V187H37ZM42 186H43V188H45V190L42 188ZM46 186V187H45ZM59 186H60V188H59ZM172 186V187H171ZM4 187V188H3ZM12 187V188H11ZM21 187H23V188H21ZM36 187V188H35ZM51 187V188H53V189H49V188ZM54 187H56V188H54ZM3 188V189H2ZM8 188V189H7ZM16 188V189H15ZM26 188H28V190L26 189ZM31 188V189H30ZM37 188H38V190H37ZM39 188H40V190H39ZM58 188V189H57ZM6 189L8 190V191H6ZM34 191H33V190ZM173 189H174V191H173ZM5 190V191H4ZM18 190V191H17ZM15 191V192H14ZM29 191V192H28ZM40 191V192H39ZM53 191H55V192H53ZM58 191V192H57ZM6 192H8V193H6ZM36 192V193H35ZM43 193V195H42V193ZM47 192H48V194H47ZM51 192V193H50ZM63 192V193H62ZM253 192H255V194L253 193ZM14 193V194H13ZM18 193H19V195H18ZM58 195H57V194ZM189 193V194H188ZM246 193H248L247 194V196L249 197H255L256 195H257V191L255 190V189H252V190H249L248 192H246ZM9 195V199L7 198L8 197V195ZM21 194V195H20ZM24 194V195H23ZM38 194H39V196H38ZM47 194V195H46ZM53 194V195H52ZM65 195L64 197H63V195ZM74 194H75V196H74ZM51 195V196H50ZM69 195V196H68ZM6 196V197H5ZM13 196V197H12ZM29 196V197H28ZM42 196H43V199H42ZM55 196V197H54ZM60 196H61V198H60ZM19 197V198H18ZM23 197V198H22ZM26 197H28V198H26ZM40 197V198H39ZM74 197V198H73ZM200 197V198H199ZM12 198V199H11ZM15 198V199H14ZM16 198H17V200H16ZM23 200H22V199ZM31 198V199H30ZM57 198H59L60 200H63V201H60L59 199H57ZM68 200H67V199ZM8 199V200H7ZM40 199V200H39ZM66 199V200H65ZM72 199V200H71ZM141 199V200H140ZM10 200H13L14 201V204H11V205H9L8 206V204H9V201ZM25 200V201H24ZM36 200H38V201H36ZM46 202H45V201ZM57 200V201H56ZM69 200H71V201H69ZM75 200V201H74ZM8 201V202H7ZM27 201V202H26ZM40 201H42V202H40ZM51 201H53V202H51ZM59 201H60V203H59ZM74 201V202H73ZM5 202H7V204L5 203ZM30 202V203H29ZM38 203V205L39 206H41V207H39L38 206V209H36V208H34V209H32V206H35V203ZM55 202V203H54ZM68 202H70L69 204H67ZM78 202V203H77ZM23 203V204H22ZM31 203H33L32 205H31ZM37 203H36V206L35 207H37ZM45 204V206H46V208H45V206H44V204ZM66 205H65V204ZM73 203H75V208H76V210H75V208L72 206V204ZM2 204H3V207L5 208V206H7L5 209L2 207ZM29 204V205H28ZM56 204H58V205H56ZM16 205H19V207H17ZM55 205H56V207H55ZM61 207H60V206ZM64 205H65V209H64ZM68 205H70V207L68 206ZM44 206V207H43ZM63 206V207H62ZM66 206H68L67 207V209H66ZM78 206V207H77ZM81 206V207H80ZM13 209H12V208ZM19 208V210L17 209V208ZM43 207V208H42ZM58 207V208H57ZM72 207V208H71ZM85 209H84V208ZM2 208V209H1ZM16 208V210L18 211H16V210H14ZM45 208V209H44ZM49 208V209H48ZM81 208H82V210H81ZM4 209V210H3ZM44 209V210H43ZM60 210V211H58V210ZM72 211H71V210ZM80 209V210H79ZM85 211H84V210ZM21 210V211H20ZM45 210H46V212H45ZM52 210H53V213H52ZM63 210V211H62ZM69 210V211H68ZM168 210V211H167ZM200 210H202V211H200ZM12 211V212H11ZM51 211V212H50ZM56 211H57V213H56ZM64 211H65V213H64ZM66 211L67 212H69V213H67L66 214ZM77 211V212H76ZM164 211V212H163ZM166 211V212H165ZM200 211V212H199ZM9 212H10V214H9ZM45 212V213H44ZM72 212V215H73V217L74 218H72V216H71V213ZM82 212H84V213H82ZM86 212V213H85ZM22 213V214H21ZM30 213H32V214H30L31 216H35L36 217V215H37V217L35 218H32L29 214ZM47 213V214H46ZM52 213V214H51ZM75 213V214H74ZM78 213V214H77ZM167 213V214H166ZM4 214V215H3ZM8 214V216H6V218H5V215H7ZM28 214V215H27ZM56 214H57V217H56ZM70 215L69 217H71V220H72V222H71V220H68L67 218H65L66 217V215ZM82 214V215H81ZM90 214V213H89ZM169 214V215H168ZM25 215V216H24ZM51 216V218H50V216ZM13 216V217H12ZM21 216V217H20ZM26 216H29V217H26ZM46 216V217H45ZM49 216V217H48ZM54 216V217H53ZM59 216H61L60 218H59ZM80 216V217H79ZM195 216V217H194ZM10 217V218H9ZM68 217V216H67ZM68 217V218H69ZM30 219V221L28 220V219ZM43 218H45V219H43ZM47 218V219H46ZM60 219V220H57V219ZM79 218V219H78ZM89 219V220H87V219ZM92 218V220H94V221H91L90 219ZM97 218V219H96ZM171 218V219H170ZM36 219V220H35ZM42 219V220H41ZM65 220V219H67V220H65V221H70L72 224H70L71 226H73V227H70V230H67V232H68V236L67 235H65L68 239H65L64 238V240H66V241H63V244L65 243V245H67V246H62L63 244H57V237H58V233H56L57 232V230L56 231H54L53 230V227H54V222L57 220L58 222H61L62 220ZM70 219V218H69ZM78 219V220H77ZM50 220H53V221H51L50 222ZM87 220V221H86ZM101 221L100 223L102 224H100L99 222H97V221ZM155 220V221H154ZM189 220V221H188ZM191 220V221H190ZM196 220V221H197ZM47 221V222H46ZM56 221V222H57ZM81 222V223H79V222ZM88 222L87 224H88V226L89 227H91L92 229L93 228H96V227H98V229L96 228V229H94V231H93V233L92 232H88L87 230H86V224H85V222ZM91 221V222H90ZM96 221V222H95ZM208 221H209V219H208ZM55 222V223H56ZM84 222V223H83ZM46 223V224H45ZM53 225V227L50 225ZM77 223V224H76ZM90 223V224H89ZM94 223H98V224H95L94 225ZM181 223V224H180ZM241 223H243V226H241ZM247 223V224H246ZM50 225V226H48V225ZM61 224V223H60ZM92 224V225H91ZM177 224V225H176ZM179 224V225H178ZM245 224H246V226H245ZM249 224V225H248ZM34 225V226H33ZM57 225H59V224H57ZM107 225V226H106ZM183 225V226H182ZM208 225V226H207ZM248 225V226H247ZM253 225V226H252ZM48 226V227H47ZM56 226V225H55ZM82 226V227H81ZM210 226V227H209ZM52 229H51V228ZM81 228V230H80V228ZM108 227V228H107ZM194 227V228H193ZM219 227V228H218ZM248 227V228H247ZM59 230L58 231H60V229H62V227L60 226V228H59V226L57 227ZM74 228H79V231H80V234H79V237L81 236L82 237V235L85 233V235H84V237H82V239H81V237L79 238V237H72V235H70V233H69V231H71V230H73ZM82 228H85V229H82ZM199 228V229H198ZM242 230H241V229ZM261 228V229H260ZM109 229V230H108ZM185 229H187V230H185ZM246 229H248V230H250V231H248V230H246ZM84 230V231H83ZM100 230H102V231H100ZM161 230V231H160ZM231 230H233V231H231ZM241 230V231H240ZM258 230V231H257ZM50 231V232H49ZM86 231V232H85ZM100 231V232H99ZM230 231V232H229ZM247 231V232H246ZM49 232V233H48ZM88 232V233H87ZM159 232V233H158ZM242 232H244L246 235H245V237L243 238V235H242ZM93 234V235H95V234H97V235H95V236H91V234ZM45 234V235H44ZM67 234V233H66ZM88 234V235H87ZM98 234H99V236H98ZM131 234V233H130ZM130 234H128V236H131ZM206 234V235H205ZM57 235V236H56ZM86 236H88V238L86 237ZM101 236H103L102 238H100ZM197 236V237H196ZM248 236V239H247V242L250 244V245H252V246H249V245H247V247H246V249L243 251V252H245V253H243V252H238V244L241 242V241H243L246 237ZM86 237V238H85ZM93 237V238H92ZM113 237V238H112ZM71 238V239H70ZM131 238V237H130ZM243 238V239H242ZM20 239H21V241H20ZM47 239V240H46ZM79 240V241H77V240ZM242 239V240H241ZM249 239H251L250 241H249ZM23 240V241H22ZM83 242H82V241ZM89 240H91L93 243H95V246H94V244L90 241L89 242ZM100 240V241H99ZM155 240H157L158 242H156ZM30 241V242H29ZM50 241H52V242H50ZM105 241V242H104ZM155 243V244H153V242ZM71 242V243H70ZM78 242V243H77ZM86 242H87V244H86ZM98 242V243H97ZM102 244H101V243ZM21 243V244H20ZM40 243V244H39ZM68 243V244H67ZM74 245H76V246H74ZM78 245H77V244ZM104 243H105V246H103L104 245ZM110 243V244H109ZM114 243V244H113ZM157 243V244H156ZM69 244H70V246H69ZM71 244L73 245L72 247L74 248V250L73 249H70V248H72L71 247ZM81 244V245H80ZM92 244V245H91ZM96 244H98V245H96ZM99 244H100V246H99ZM109 245V247H108V245ZM158 244H159V246H158ZM60 245V246H59ZM82 245H83V247H82ZM86 245H89V247H84V246H86ZM110 245H113V246H110ZM115 245H117V246H115ZM160 245H161V248H159L160 247ZM48 246V247H47ZM90 246H93V247H95V248H93V247H91V248H93V249H91L90 248ZM155 246V247H154ZM249 246V247H248ZM6 247V248H5ZM70 247V248H69ZM78 247H80V248H78ZM103 247H106V249L105 248H103ZM123 247V246H122ZM208 247V248H207ZM251 247V248H250ZM43 248V249H42ZM69 248V249H68ZM78 248V249H77ZM90 248V250H88V249ZM101 248V249H100ZM153 248H154V250H153ZM248 248V249H247ZM250 248V249H249ZM49 249V250H48ZM52 249V250H51ZM66 251H65V250ZM68 249V250H67ZM79 249H80V252H79ZM85 249V250H84ZM156 249V250H155ZM214 249V250H213ZM70 250H71V252L72 253H70ZM95 251V253H97V254H99L100 255V257H99V255H97L98 257H99V260H97L98 259V257L95 255V253L93 252V251ZM145 250H146V252H145ZM163 250V251H162ZM175 250V251H174ZM69 251V253L70 254H68L67 252ZM75 251V252H74ZM88 251V252H87ZM102 251H104L103 253H102ZM115 253H114V252ZM159 251H160V253H159ZM249 251V252H248ZM85 252V253H84ZM110 252V253H109ZM137 252V253H136ZM144 252V253H143ZM156 252V253H155ZM252 252V253H251ZM21 253V254H20ZM23 253V254H22ZM78 253H79V255H78ZM88 254V256H89V258L87 257V254ZM90 253V254H89ZM92 253L94 254L93 255V261L92 262H90L91 260H92V258H91V255H92ZM101 253V254H100ZM106 255H105V254ZM108 253H109V255H108ZM121 253V254H120ZM136 253V254H135ZM146 253V254H145ZM154 253V254H153ZM240 253V254H239ZM247 253H249V254H247ZM103 254V255H102ZM122 255L123 257H125L124 259H122L123 257L122 256H120V255ZM139 254V255H138ZM224 254V255H223ZM38 255V256H37ZM69 255V256H68ZM86 255V257H84ZM112 255V256H111ZM131 255H132V257H131ZM141 255H143V257L141 256ZM145 255H146V257H145ZM149 257H148V256ZM161 256V258H162V256H163V258L160 260V256ZM165 255H167V257L165 256ZM239 255V256H238ZM241 255V256H240ZM16 256V257H15ZM43 256V257H42ZM50 256V257H49ZM57 256V257H56ZM94 256H96L97 257V259H96V257H94ZM104 256V257H103ZM107 256V257H106ZM109 256H110V258H109ZM118 256H120V257H122V258H120V257H118ZM131 257V259L133 258V260H132V262H131V259H129L130 257ZM134 256V257H133ZM136 256H137V259L135 260V258H136ZM139 256H141V258L139 257ZM153 256V257H152ZM177 256V257H176ZM235 256V257H234ZM53 257V258H52ZM82 257H84L83 259H82ZM103 258V260H101L102 258ZM127 257H129V258H127ZM139 257V258H138ZM158 257H159V259H158ZM171 257V258H170ZM225 257V258H224ZM16 258V259H15ZM101 258V259H100ZM107 258V259H106ZM118 258H120V259H118ZM148 258H151V259H148ZM248 258V259H247ZM47 259H50V260H47ZM54 259V260H53ZM57 261H56V260ZM96 259V261L94 262V260ZM110 259V260H109ZM112 259V260H111ZM114 259V260H113ZM141 261V262H139V260ZM176 259V260H175ZM229 259H231V260H229ZM244 259V260H243ZM63 260V261H62ZM109 260V261H108ZM118 260V261H117ZM138 260V261H137ZM145 260V262H146V260H147V262L145 263V262H143ZM149 260V261H148ZM155 260V261H154ZM174 260H175V262H174ZM240 260V261H239ZM242 260V261H241ZM247 260V261H246ZM254 260V261H253ZM27 261V262H26ZM53 261V262H52ZM98 261V262H97ZM128 261H129V263H128ZM137 261V262H136ZM151 261V262H150ZM160 261H162L161 263H159ZM179 261V262H178ZM235 261V262H234ZM250 261H251V263H250ZM35 262V263H34ZM45 262V263H44ZM94 262V263H93ZM122 262L120 263V261H119V263L120 264H122ZM157 262V263H156ZM173 262V263H172ZM240 262H242V263H240ZM258 262V263H257ZM119 263H117V264H119ZM88 264V263H87ZM260 264H264V262H260Z\"/></svg>","mask_w":264,"mask_h":264}]
</instances>
